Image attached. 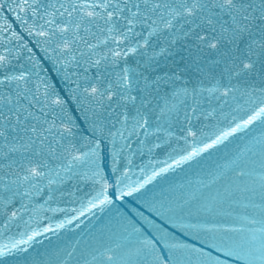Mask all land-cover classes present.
Instances as JSON below:
<instances>
[{
    "label": "snow or ice",
    "instance_id": "obj_1",
    "mask_svg": "<svg viewBox=\"0 0 264 264\" xmlns=\"http://www.w3.org/2000/svg\"><path fill=\"white\" fill-rule=\"evenodd\" d=\"M0 264H264V0H0Z\"/></svg>",
    "mask_w": 264,
    "mask_h": 264
}]
</instances>
